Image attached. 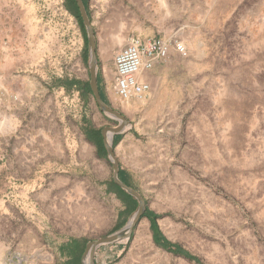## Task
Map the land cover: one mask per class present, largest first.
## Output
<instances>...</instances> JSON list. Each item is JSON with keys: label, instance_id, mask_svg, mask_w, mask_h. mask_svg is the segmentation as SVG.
<instances>
[{"label": "rangeland", "instance_id": "374dc122", "mask_svg": "<svg viewBox=\"0 0 264 264\" xmlns=\"http://www.w3.org/2000/svg\"><path fill=\"white\" fill-rule=\"evenodd\" d=\"M65 1L0 0V264H68L63 243L125 232L133 215L121 225L113 161L83 130L120 120L57 84L90 77ZM88 2L107 101L129 120L113 138L128 185L204 264H264V0ZM133 37L172 48L140 76L151 91L124 100L114 56ZM94 263L198 264L157 246L146 217Z\"/></svg>", "mask_w": 264, "mask_h": 264}, {"label": "trees", "instance_id": "16d2710c", "mask_svg": "<svg viewBox=\"0 0 264 264\" xmlns=\"http://www.w3.org/2000/svg\"><path fill=\"white\" fill-rule=\"evenodd\" d=\"M83 1L90 16L89 6H88L89 0H83ZM65 5L67 9L76 16L84 32L85 45L82 51V58L84 63L87 64L89 59L88 36L83 18L81 16V12L79 10L76 0H66ZM97 79H98V87L100 90V95L102 97V100L106 104L110 105L109 102L107 101L106 85L101 76L100 68L98 70ZM57 84L65 86L68 91H71L73 89L79 90L85 99H87L90 95L94 96L89 79L84 80L81 78H66V79H60L57 82ZM83 130L86 139H88L90 142L94 143L97 146L100 155L102 157H106L108 155V151L104 144V140L101 132L102 128H97L92 124V122L86 120V124L84 125ZM121 138H122V133H117L114 135V140L116 142ZM119 177L125 183L129 184L127 180V172L121 167H120ZM108 190L110 192L115 193L116 196L122 201L124 205V209L120 212V219H121L120 223L121 225H123L127 222L130 216L136 211L139 202L134 196H132L131 194L126 192L122 187H120V185L116 183L114 179H111L108 182ZM159 216L160 215L155 210L151 209L149 206H147V209L143 214V217H146L150 221V228L152 230L153 240L155 244L168 252L183 256L189 260L195 261L198 264H204L199 256L195 255L194 253L184 248L180 243L170 240L163 233L158 222ZM86 244H87L86 240L83 238H71L70 240H68L67 242L63 243L60 246L61 252L69 257L68 264H83L82 257L86 249ZM118 246L123 247L122 244Z\"/></svg>", "mask_w": 264, "mask_h": 264}, {"label": "water", "instance_id": "95a60500", "mask_svg": "<svg viewBox=\"0 0 264 264\" xmlns=\"http://www.w3.org/2000/svg\"><path fill=\"white\" fill-rule=\"evenodd\" d=\"M79 10L81 12V16L83 18L86 31H87V36H88V45H89V59H88V65H89V73H90V85L93 91L94 98L99 105L100 109L106 112L108 115L120 120V124L117 127H111V126H106L102 128V136L104 140V144L106 146V149L109 153L110 158L113 161L114 165V180L116 183L120 185L126 192L134 196L138 202L139 205L136 209V211L133 213L131 220L129 221L128 224V233L127 235L122 233V230L116 231L110 235H106L103 237H100L98 239L89 241L85 252L83 254V264H86L84 261V257L86 254L89 253V264H95L94 263V254L97 250V248L103 244L111 243V242H118L126 237L129 238L132 234V230L137 224V222L143 217V214L145 213L147 209V204L145 202V199L143 196L133 187L129 186L127 183H125L120 177H119V172H120V165L119 162L115 156V150H114V145H113V138L114 135L117 133H121L123 131V128L125 125L129 124V120L127 117L121 113L120 111L116 110L114 107L111 105L106 104L100 95V90L98 87V70H99V58H98V53H97V39H96V33L94 26L92 24L91 18L88 14V11L86 9V6L84 4L83 0H76ZM111 134V140H108V135Z\"/></svg>", "mask_w": 264, "mask_h": 264}, {"label": "built area", "instance_id": "2783aa9c", "mask_svg": "<svg viewBox=\"0 0 264 264\" xmlns=\"http://www.w3.org/2000/svg\"><path fill=\"white\" fill-rule=\"evenodd\" d=\"M175 47L185 52V45L177 41ZM172 43L165 38L133 37L114 56L115 93L124 100L143 97L151 91L149 81L141 79L144 71L153 69L168 58Z\"/></svg>", "mask_w": 264, "mask_h": 264}, {"label": "crops", "instance_id": "0c3cea01", "mask_svg": "<svg viewBox=\"0 0 264 264\" xmlns=\"http://www.w3.org/2000/svg\"><path fill=\"white\" fill-rule=\"evenodd\" d=\"M14 8H15V6H14ZM154 73H156V68L153 69L150 74H154ZM101 76L104 79V82L106 83V87L108 88V82H107L108 81V66H104L102 64V66H101ZM149 78H151V77H149ZM152 81H153V79L151 78V83H152Z\"/></svg>", "mask_w": 264, "mask_h": 264}, {"label": "bare ground", "instance_id": "6f19581e", "mask_svg": "<svg viewBox=\"0 0 264 264\" xmlns=\"http://www.w3.org/2000/svg\"><path fill=\"white\" fill-rule=\"evenodd\" d=\"M108 140L110 141L111 140V134L108 135ZM128 226L126 227V231L125 232H122L124 234L127 235L128 233ZM127 238V237H126ZM85 260H86V264H89V253L85 255Z\"/></svg>", "mask_w": 264, "mask_h": 264}]
</instances>
